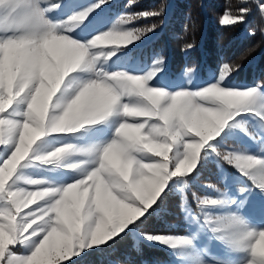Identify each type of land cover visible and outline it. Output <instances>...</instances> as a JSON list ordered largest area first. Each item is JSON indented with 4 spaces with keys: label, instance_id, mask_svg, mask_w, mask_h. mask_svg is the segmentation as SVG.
<instances>
[{
    "label": "snow or ice",
    "instance_id": "snow-or-ice-1",
    "mask_svg": "<svg viewBox=\"0 0 264 264\" xmlns=\"http://www.w3.org/2000/svg\"><path fill=\"white\" fill-rule=\"evenodd\" d=\"M115 7L0 0V264H82L137 236L177 264H264V86L234 84L241 65L227 60L207 78L195 64L170 74L163 54L138 60L133 41L157 25L136 22L164 6ZM254 10L264 18V0H235L219 25H245ZM210 163L225 179L226 191L202 185L214 197L191 191ZM177 191L188 234L149 231Z\"/></svg>",
    "mask_w": 264,
    "mask_h": 264
},
{
    "label": "trees",
    "instance_id": "trees-1",
    "mask_svg": "<svg viewBox=\"0 0 264 264\" xmlns=\"http://www.w3.org/2000/svg\"><path fill=\"white\" fill-rule=\"evenodd\" d=\"M226 4H235V0H117V9L126 12L159 11V18H145L136 22L137 27L157 25L153 33L142 38L140 43L154 54H163L173 71L181 70L185 65H197L215 69L222 60L241 65L239 73L234 75L237 81L245 84L264 83V18L253 11L245 25L222 28L219 17ZM254 31L255 35H249ZM194 42L195 47L188 51L181 48ZM208 167L213 168L210 163ZM204 171H202L203 173ZM210 173V171H207ZM180 195L169 196L161 212L155 216L149 231L155 233H184V221L180 208ZM174 225V226H173ZM112 248L104 252L93 251L82 264H139L149 259L163 260L162 248L149 246L143 242L133 245L130 237L119 240ZM106 247V245L104 246ZM78 259V258H77ZM66 264V263H65ZM68 264V262H67Z\"/></svg>",
    "mask_w": 264,
    "mask_h": 264
},
{
    "label": "rangeland",
    "instance_id": "rangeland-1",
    "mask_svg": "<svg viewBox=\"0 0 264 264\" xmlns=\"http://www.w3.org/2000/svg\"><path fill=\"white\" fill-rule=\"evenodd\" d=\"M116 1L117 0H113V3L116 5ZM114 11L119 13V14H125L127 13L125 9H117V7L114 8ZM133 44H137L136 41H133ZM140 47H139V52L141 53L140 57H138V60H144L146 63H151V60H152V57L157 55V54H154L153 51L147 47H143L140 43H139ZM102 46H105V47H113V46H119V47H128L129 45H125V44H120V45H113V44H107V45H102ZM167 69H168V72L170 74L172 73H178L180 72L179 71H173L169 65L167 64ZM199 69V73H198V76L200 78H207L210 71L213 70L212 68H206L204 67L203 69H201L200 67H198ZM232 80H233V83L236 84V85H242V86H252L254 84H245L244 82L242 81H237L234 77H232ZM261 86H264V83L261 84ZM134 119H138L137 118H134ZM243 135V134H241ZM245 143H248V144H251L253 149L258 151L259 150V138L257 139V141H252L250 138L249 139H246L245 140ZM228 147L230 148H239L240 145L238 144H230ZM162 157H157V159H161ZM169 158H171V153H169ZM259 158V156H258ZM214 165L213 168L211 167H206L204 170L203 173H201V176L198 180L194 181L192 183V186H191V191H196L198 195H201L203 196L205 193H208L210 196L214 197L216 195L215 192L209 190V189H206L204 187H202V185H205V184H208V183H212L214 184L217 188H220L221 191H226L225 189V179L222 178L221 176V173L220 171L218 170L217 166L212 163ZM224 168L227 170V172L231 175H239L238 173V170H236L233 166H229V165H224ZM207 171H210L207 172ZM10 182V181H9ZM250 183V182H249ZM191 191H189L188 193V200H189V207L191 209V211L193 213H197L199 210L198 208L196 207L195 205V201L194 199L192 198L191 196ZM177 194L180 195V200H181V203H180V208H181V204H182V194H180L178 191L176 192ZM41 201L38 199L36 201V203H40ZM29 207H35V204H32V205H29ZM24 211H26L27 209H23ZM181 213H182V217H183V221H184V227H185V231L184 233H169L171 235H186L188 234L189 232V229H190V225L188 223V221L185 219V213L182 211L181 209ZM174 226V225H173ZM133 245H138L140 242H143L145 244H147L146 242L142 241L138 236L137 237H130ZM215 245H217L219 247V249L223 250L224 246L221 245L219 242H213ZM156 247H160L164 250L165 252V257L163 260H160V261H153V259H149L148 262L146 260H142L139 264H177V262L179 261V257H176L174 254H170V250H167L166 247H162V246H159L158 244L157 245H154ZM78 257H69V258H66L65 261L62 262V264H67V262L71 259H77ZM116 264H125V263H121V262H117Z\"/></svg>",
    "mask_w": 264,
    "mask_h": 264
}]
</instances>
